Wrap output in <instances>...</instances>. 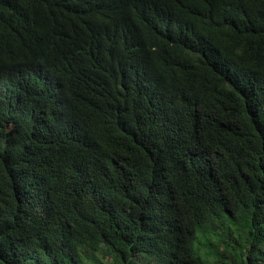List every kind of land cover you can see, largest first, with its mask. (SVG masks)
Masks as SVG:
<instances>
[{"label":"trees","instance_id":"trees-1","mask_svg":"<svg viewBox=\"0 0 264 264\" xmlns=\"http://www.w3.org/2000/svg\"><path fill=\"white\" fill-rule=\"evenodd\" d=\"M0 264H264V0H0Z\"/></svg>","mask_w":264,"mask_h":264},{"label":"clouds","instance_id":"clouds-1","mask_svg":"<svg viewBox=\"0 0 264 264\" xmlns=\"http://www.w3.org/2000/svg\"><path fill=\"white\" fill-rule=\"evenodd\" d=\"M13 127V124L9 126V128Z\"/></svg>","mask_w":264,"mask_h":264}]
</instances>
